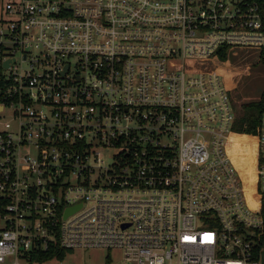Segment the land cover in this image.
Returning a JSON list of instances; mask_svg holds the SVG:
<instances>
[{"label":"built area","instance_id":"1","mask_svg":"<svg viewBox=\"0 0 264 264\" xmlns=\"http://www.w3.org/2000/svg\"><path fill=\"white\" fill-rule=\"evenodd\" d=\"M221 49L264 52V0H0V264H264Z\"/></svg>","mask_w":264,"mask_h":264},{"label":"rangeland","instance_id":"2","mask_svg":"<svg viewBox=\"0 0 264 264\" xmlns=\"http://www.w3.org/2000/svg\"><path fill=\"white\" fill-rule=\"evenodd\" d=\"M260 57L264 58V52L258 49H229L227 53L230 73L228 85L237 116L242 114V105L257 103L264 93V61ZM242 144L253 151V140L242 141ZM236 157L241 158L238 153ZM242 165L244 166L243 162ZM239 168L238 170L241 172ZM108 253L117 258L114 262L120 256L119 251L76 250L73 253H66L63 260H54L52 264H107Z\"/></svg>","mask_w":264,"mask_h":264},{"label":"trees","instance_id":"3","mask_svg":"<svg viewBox=\"0 0 264 264\" xmlns=\"http://www.w3.org/2000/svg\"><path fill=\"white\" fill-rule=\"evenodd\" d=\"M261 58V57H260ZM259 58V59H260ZM262 59V58H261ZM264 61V58L262 59ZM259 61V60H258ZM199 66L206 70H214L221 74L225 81L228 84V79L230 77L229 73V64L227 59V54L224 50H220L212 58L199 63ZM242 114L238 116L236 123L235 131L239 134H236L232 137L233 142L238 144V148L244 154H238L241 158H237L236 155L233 156L235 165L241 170V174L245 179L248 180L250 184L254 181V161L251 148L244 147L242 141L253 140L248 137V135L256 134L259 128V124L262 116L264 115V93L262 94L260 100L257 103L242 105ZM245 134V135H244ZM249 149V150H248ZM243 156V157H242ZM244 163V166L242 165ZM242 165V167H241ZM243 168V169H242ZM262 216L264 220V192H262ZM264 232V226H263ZM263 244H264V234H263ZM65 252H57L56 256L54 255H45L40 258L41 260H63L65 257ZM56 257V258H54Z\"/></svg>","mask_w":264,"mask_h":264},{"label":"water","instance_id":"4","mask_svg":"<svg viewBox=\"0 0 264 264\" xmlns=\"http://www.w3.org/2000/svg\"><path fill=\"white\" fill-rule=\"evenodd\" d=\"M81 206L77 207V208H74V209H71L67 212V215H70L71 213H74L75 211H77L78 209H80Z\"/></svg>","mask_w":264,"mask_h":264}]
</instances>
